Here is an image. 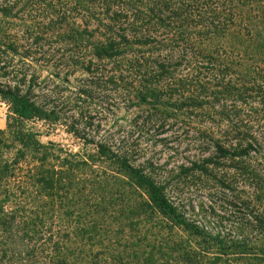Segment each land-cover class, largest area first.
I'll list each match as a JSON object with an SVG mask.
<instances>
[{
	"label": "rangeland",
	"instance_id": "374dc122",
	"mask_svg": "<svg viewBox=\"0 0 264 264\" xmlns=\"http://www.w3.org/2000/svg\"><path fill=\"white\" fill-rule=\"evenodd\" d=\"M76 11L75 0H0V88L28 93L43 109L42 118L22 121L0 93V129L6 134L33 131L43 145L53 144L50 151L61 159H48L70 182L84 178L80 191H70L82 213L76 246L83 237H121L133 245L129 255L141 247L140 263L152 254L156 264H164L163 259L173 264H264V190L257 191L250 173L252 165L264 164V155H220L216 142L228 127L219 116L221 104L198 106L190 99L184 82L194 71L191 64L184 62L174 75L160 78L158 97L141 99L147 86L155 87L147 77L156 63L145 59L162 52L175 63L177 49L98 58L92 41L109 34L94 21L86 24L84 16L76 18ZM65 15L75 16L81 28L88 26L82 38L74 39L76 33L61 23ZM201 95L206 96L197 94V99ZM235 143L230 139L226 145ZM98 145L128 158L163 185L204 235L160 215L148 189L118 157L101 155ZM217 236L225 243L245 238L249 246L228 250L215 242ZM85 247L89 253L101 249L88 242Z\"/></svg>",
	"mask_w": 264,
	"mask_h": 264
},
{
	"label": "trees",
	"instance_id": "16d2710c",
	"mask_svg": "<svg viewBox=\"0 0 264 264\" xmlns=\"http://www.w3.org/2000/svg\"><path fill=\"white\" fill-rule=\"evenodd\" d=\"M75 4L80 10L76 18L84 16L86 24L94 21L109 34L92 41L98 58L116 60L134 50L152 53L177 49L175 63L171 54L163 56L162 52L158 58L145 59L156 63L147 77L155 87L145 86L147 93L141 99L147 101L148 94L158 97L160 78L174 75L184 62L191 64L194 71L184 82V89L193 95L190 99L198 106L212 104L215 108L213 103L221 104L219 116L228 127L223 139L216 142L220 155L238 159L264 155V0H75ZM74 18L65 15L61 23L79 36L71 38L80 39L88 26L81 28ZM162 28L165 32L159 35L148 34ZM88 35L94 36L92 31ZM0 93L20 120L43 117V109L28 93L1 88ZM202 93L206 96L197 99ZM230 139L236 143L226 145ZM52 145H43L33 131L6 134L0 129V264H156L152 254L140 263L141 247L129 255L133 245L126 238L83 237L81 246H76L82 213L76 211L70 191H80L84 178L70 182L64 170L49 161V155L51 159L55 156L50 151ZM98 147L101 155L118 157L122 167L148 189L160 215L204 235L202 228L170 200L163 185L143 169L133 167L128 158L104 145ZM252 167L250 173L260 193L264 190V164ZM214 240L228 250L249 246L245 238L231 243H225L221 236ZM86 242L101 249L89 253L83 248ZM164 260V264H173Z\"/></svg>",
	"mask_w": 264,
	"mask_h": 264
}]
</instances>
